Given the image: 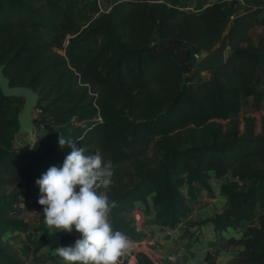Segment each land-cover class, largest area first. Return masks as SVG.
Instances as JSON below:
<instances>
[{"label": "trees", "instance_id": "trees-1", "mask_svg": "<svg viewBox=\"0 0 264 264\" xmlns=\"http://www.w3.org/2000/svg\"><path fill=\"white\" fill-rule=\"evenodd\" d=\"M251 4L235 13L233 2L217 0L188 12L180 0H116L101 11L98 0H0V65L11 85L38 92L47 131L30 151L14 149L23 99L0 91V180L7 170L19 182L18 197L39 199L35 181L50 166H62L72 150L59 145L61 134L105 162H128L129 181L107 190L116 202L109 221L134 240L144 236L128 216L137 201L148 209L151 196L153 222L174 228L194 209L199 190L211 196L210 179H223L227 206L194 225L211 223L218 235L245 230L241 239L227 238L244 246L227 264H264V114L258 134L253 117L242 118V130L239 119L246 97H254L256 108L264 98V67L229 56L213 78L190 85L199 73L188 76L189 48L209 52L224 34L230 52L264 50V39L260 47L248 35L264 25V0ZM153 34L159 43L150 42ZM255 161L261 165L252 166ZM16 199L0 194V264H22L6 232L30 238L28 224L8 214L22 201ZM41 229L31 242L36 249L46 245L48 228ZM60 239L59 246H69L77 238L64 232ZM137 250L121 264H154L145 243ZM57 258L43 255L50 264Z\"/></svg>", "mask_w": 264, "mask_h": 264}, {"label": "rangeland", "instance_id": "rangeland-1", "mask_svg": "<svg viewBox=\"0 0 264 264\" xmlns=\"http://www.w3.org/2000/svg\"><path fill=\"white\" fill-rule=\"evenodd\" d=\"M116 0H98V5L101 11H106L109 9L111 4ZM163 1V0H158ZM217 0H180V7L188 12H196L208 6L209 4ZM252 1L246 0L243 4L238 2L234 3L233 0H225L226 3L230 4L233 2L235 4V13H243L245 9H252ZM250 2V3H249ZM263 14V13H262ZM259 15V16H262ZM248 35L250 36L252 42L256 46H260L261 40L264 39V25H255L253 26ZM152 44H157L160 42V39L153 34L150 39ZM66 41L64 42V45ZM262 49V48H261ZM190 51V61L194 66L195 62L205 55L207 52H204L199 49L189 48ZM59 52H63L62 49ZM227 52H230L228 48ZM189 76V74H188ZM210 78V72L206 71L204 74L199 73L195 80L190 85L196 84L200 79ZM264 89V88H263ZM255 106L254 97L248 96L242 101L241 109L239 113V119L244 116H251L254 118V134L260 132V116L264 114V98ZM243 121L241 122V130ZM35 127H36V139L39 137H45L47 131L45 124L39 120V111L35 109ZM12 147L20 152L28 151L27 144L24 143L18 136L12 142ZM251 164V163H249ZM253 165H261L258 162H254ZM130 172H132V167L130 163L124 162L122 164L113 165V176H112V185H123L128 182L130 179ZM227 177L233 179L232 174L228 172ZM0 180V194L4 195H14L15 199L20 198L19 203L13 202L14 211L8 212L10 216H15L19 219L24 220L29 227L30 238L27 239L26 234L19 232H6L4 234V239L9 241L19 252L22 264H50L49 262L43 261V255L47 252L56 254L55 248L59 247L61 243V236L65 231L50 229L44 219V214L42 213L43 206L36 201H24L23 197H18L20 192V185L17 179L12 177L7 170H3ZM220 180V179H219ZM223 180V179H222ZM213 188L217 191V181H212ZM248 184V183H247ZM37 189L39 186L35 183ZM182 191L185 193L186 190L182 188ZM215 192V191H214ZM203 193V192H202ZM199 190L197 195V202L194 204L193 212L188 214L185 220H182L177 227L181 230H184V233L189 232V227L191 226V217L193 214H196L201 208L206 210L208 213L217 212L223 210L227 206L226 198L221 194L209 195L205 192L202 194ZM16 199V200H17ZM148 209H145L141 203H136L135 206L128 213V216L133 219V224L137 227V230L143 233L140 239L132 240V247L127 251L123 256H121L117 264H121L120 260H126L130 253L135 254L138 252L137 247L140 241H144L146 246L153 252L155 258H150L154 264H174L175 261H178L181 264H213L214 262L218 264H227L230 261L237 260L240 258L244 246L240 243L232 244L227 242V238L233 237L234 239H241L243 234L246 233L245 230L239 229H227L223 233L218 235H211L208 231L201 232H191L188 234V239L186 242V247L180 246L176 239H171V236H176L178 233L175 232V235H169V230L164 229L159 224H156L154 221V208L151 204V196L148 197ZM205 204V205H204ZM211 208H214L212 210ZM216 210V211H215ZM204 211V212H206ZM207 212L205 214H207ZM260 210H256V214L259 215ZM110 222V221H109ZM255 225H258V218L254 221ZM41 227H47V240L46 245L40 249H36L35 245L31 242L38 239L42 229ZM52 231V232H51ZM165 233V234H163ZM76 238L80 237V233L73 230L72 233ZM170 237V238H169ZM130 240V239H129ZM183 244V245H185ZM186 248V249H185ZM55 264H65V261L62 258H57ZM138 264H144L140 262Z\"/></svg>", "mask_w": 264, "mask_h": 264}, {"label": "clouds", "instance_id": "clouds-1", "mask_svg": "<svg viewBox=\"0 0 264 264\" xmlns=\"http://www.w3.org/2000/svg\"><path fill=\"white\" fill-rule=\"evenodd\" d=\"M61 147L72 149L62 166H50L35 181L38 203L46 225L54 230L80 233L74 244L55 248L65 264H117L132 247L121 231H114L109 216L116 202L109 199L113 164L100 153L86 154L73 139L59 137ZM51 231V232H52Z\"/></svg>", "mask_w": 264, "mask_h": 264}, {"label": "water", "instance_id": "water-1", "mask_svg": "<svg viewBox=\"0 0 264 264\" xmlns=\"http://www.w3.org/2000/svg\"><path fill=\"white\" fill-rule=\"evenodd\" d=\"M227 34H224L218 44L199 58L189 73V77L197 73L204 74L206 71L210 72V77L213 78L217 70L224 65L226 59L231 57L249 58L259 63L264 67V50L255 52H227ZM4 64L0 65V91L5 97H18L23 99V104L18 113V129L17 136L24 141L30 151L36 141V127H35V109L36 103L39 99V94L29 86L11 85L10 80L5 76Z\"/></svg>", "mask_w": 264, "mask_h": 264}, {"label": "crops", "instance_id": "crops-1", "mask_svg": "<svg viewBox=\"0 0 264 264\" xmlns=\"http://www.w3.org/2000/svg\"><path fill=\"white\" fill-rule=\"evenodd\" d=\"M210 174L211 175H213L214 174V172H210ZM212 181H217L218 182V184H217V191L213 188V183H212ZM221 182H222V180L220 179H215V178H211L210 179V184H211V186H212V191H213V193L215 194V196L217 195V194H219V193H221L220 192V184H221ZM215 191V192H214ZM200 192L202 193H206V194H208L205 190H200ZM201 194V195H204V194ZM136 203H140V202H136ZM135 203V204H136ZM212 210H214V208H211ZM204 211H206V210H204V208L202 209H200L199 211H197V213L196 214H193L192 215V217H191V223H190V227H189V232H186V233H184V230H181L180 228L178 229V225L180 224V223H182V221L181 222H179L174 228H169V227H166V226H161V227H163L164 229H166V230H169V232L168 233H170L169 235H172L173 233H175V232H177L178 234L176 235V236H171V239L173 238V240L174 239H176V243L178 242V244H180V246L182 247V249H183V247H186V244L184 243V242H186L187 241V239H188V234H190L191 232H201L202 234L204 233V231H208V233L209 234H211V235H215L214 233V230H213V225L211 224V223H206V224H204V225H201V226H198V225H194L196 222H199V221H201L202 219H204V218H207V217H210V216H212V215H214L215 213H219V212H221V210H219V211H217V212H211V213H208L207 211V214H205L206 212H204ZM216 211V210H215ZM191 212H193V210L191 211ZM190 212V213H191ZM189 213V214H190ZM183 220H185V219H183ZM163 234H165V233H163ZM173 235H175V234H173ZM170 238V237H169ZM183 244H185V245H183ZM186 249V248H185ZM142 252V251H141ZM144 253V252H143ZM145 254V253H144ZM146 255V254H145ZM146 256H148V255H146ZM149 257V256H148ZM136 259V258H135ZM137 263V262H136Z\"/></svg>", "mask_w": 264, "mask_h": 264}, {"label": "built area", "instance_id": "built-area-1", "mask_svg": "<svg viewBox=\"0 0 264 264\" xmlns=\"http://www.w3.org/2000/svg\"><path fill=\"white\" fill-rule=\"evenodd\" d=\"M244 1H246V0H233L234 3L238 2V3H240V4H243ZM232 17H233V16H230V18H232Z\"/></svg>", "mask_w": 264, "mask_h": 264}, {"label": "bare ground", "instance_id": "bare-ground-1", "mask_svg": "<svg viewBox=\"0 0 264 264\" xmlns=\"http://www.w3.org/2000/svg\"><path fill=\"white\" fill-rule=\"evenodd\" d=\"M75 230V229H74ZM130 241H132V240H130ZM141 243H145L144 241H140ZM129 255H131V253L129 254Z\"/></svg>", "mask_w": 264, "mask_h": 264}]
</instances>
